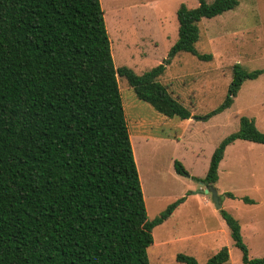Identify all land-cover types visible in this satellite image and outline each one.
I'll list each match as a JSON object with an SVG mask.
<instances>
[{"label":"trees","instance_id":"1","mask_svg":"<svg viewBox=\"0 0 264 264\" xmlns=\"http://www.w3.org/2000/svg\"><path fill=\"white\" fill-rule=\"evenodd\" d=\"M238 4H182L168 58L137 74L116 67L101 0H0V264H151L153 230L186 197L149 219L119 77L160 113L193 117L159 77L181 52L212 60L196 49L200 23ZM262 73L235 64L224 102L194 117L224 112L243 83ZM238 139L264 144V132L241 116L239 130L215 149L204 182L217 183L226 149ZM175 166L186 174L180 161ZM220 212L243 262L264 264L250 257L240 221ZM229 259L223 247L203 264ZM177 260L202 264L183 253Z\"/></svg>","mask_w":264,"mask_h":264},{"label":"rangeland","instance_id":"2","mask_svg":"<svg viewBox=\"0 0 264 264\" xmlns=\"http://www.w3.org/2000/svg\"><path fill=\"white\" fill-rule=\"evenodd\" d=\"M211 3L214 0H206ZM116 67L128 66L144 74L164 62L179 36L177 11L200 0H101ZM196 49L212 54L210 61L179 53L159 80L192 112L189 119L166 116L139 99L125 77H119L127 123L145 195L149 219L175 200L185 202L153 230L151 264H184L180 253L205 263L223 247L224 264H246L230 227L206 188L213 153L220 142L240 128L245 115L264 132V73L246 80L233 105L222 113L198 119L226 99L233 67L264 70V0H239L237 7L200 23ZM180 161L186 174L176 170ZM216 188L223 208L241 224L251 258L264 257V144L238 139L228 146L219 167ZM226 192L233 193L234 197ZM201 236V237H200ZM183 238H187L184 240Z\"/></svg>","mask_w":264,"mask_h":264},{"label":"water","instance_id":"3","mask_svg":"<svg viewBox=\"0 0 264 264\" xmlns=\"http://www.w3.org/2000/svg\"><path fill=\"white\" fill-rule=\"evenodd\" d=\"M194 193H207V194L211 193L213 201H214L217 209L220 210L223 208L222 196L214 184H206L205 189H200L198 191H194Z\"/></svg>","mask_w":264,"mask_h":264},{"label":"crops","instance_id":"4","mask_svg":"<svg viewBox=\"0 0 264 264\" xmlns=\"http://www.w3.org/2000/svg\"><path fill=\"white\" fill-rule=\"evenodd\" d=\"M227 148H228V147H227ZM226 151H227V149H226ZM225 155H226V152H225ZM224 158H225V156H224ZM224 158H223V159H224ZM222 161H223V160H222ZM222 161H221V162H222ZM220 164H221V163H220ZM219 167H220V166H219ZM214 185L216 186V184H214ZM185 197H186V199L188 198L187 196H185ZM186 199H185V201H186ZM185 201H184V202H185ZM182 204H183V203H182ZM182 204H181V205H182ZM178 208H179V207H178ZM178 208H177V209H178ZM177 209H176V210H177ZM176 210H175V212H176ZM220 210H221V209H220ZM175 212H174V213H175ZM174 213H173V214H174ZM200 237H201V236H200ZM183 239L186 240L187 238H183Z\"/></svg>","mask_w":264,"mask_h":264}]
</instances>
